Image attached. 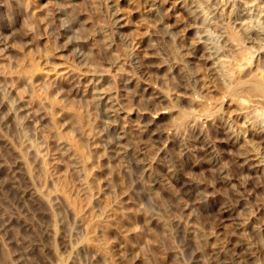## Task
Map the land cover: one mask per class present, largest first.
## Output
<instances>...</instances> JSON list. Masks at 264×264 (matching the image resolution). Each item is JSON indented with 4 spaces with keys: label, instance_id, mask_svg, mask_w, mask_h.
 Segmentation results:
<instances>
[{
    "label": "rangeland",
    "instance_id": "obj_1",
    "mask_svg": "<svg viewBox=\"0 0 264 264\" xmlns=\"http://www.w3.org/2000/svg\"><path fill=\"white\" fill-rule=\"evenodd\" d=\"M230 1L0 0V264H264V0Z\"/></svg>",
    "mask_w": 264,
    "mask_h": 264
},
{
    "label": "bare ground",
    "instance_id": "obj_2",
    "mask_svg": "<svg viewBox=\"0 0 264 264\" xmlns=\"http://www.w3.org/2000/svg\"><path fill=\"white\" fill-rule=\"evenodd\" d=\"M230 1V0H229ZM227 2V1H226ZM231 2V1H230ZM233 2V1H232ZM230 4V3H229ZM233 4V3H232ZM235 5V4H234ZM231 6V5H230ZM229 6V7H230ZM235 7H236V5H235ZM225 8V7H224ZM240 8H241V6H240ZM227 9V8H226ZM229 9V8H228ZM232 9V8H231ZM230 9V10H231ZM238 9V8H237ZM233 10V9H232ZM244 10V9H243ZM231 12V11H230ZM238 13V12H237ZM242 14V13H241ZM256 14V13H255ZM255 14H253L252 16L254 17V15ZM228 15V14H227ZM223 17V16H222ZM256 17V16H255ZM228 18V17H227ZM226 18V19H227ZM231 18V17H230ZM221 19V18H220ZM228 22H229V20H228ZM203 23V22H202ZM231 27H233V26H231ZM231 28H229V30H230ZM255 29V28H254ZM246 30H248V28L246 29ZM253 31V30H252ZM240 33V32H239ZM249 33V32H248ZM252 34H254L253 32H252ZM258 34V33H257ZM231 36L233 37L232 39H234L235 40V45H237V50L239 51V56H244V57H247L248 56V54H249V49H248V47L246 46V45H244L243 44V42L244 41H242V38L236 33V32H232L231 33ZM254 36V35H253ZM256 36V35H255ZM244 38V37H243ZM246 38V37H245ZM233 40V41H234ZM252 52V51H251ZM243 57V58H244ZM249 57V56H248ZM241 58V57H240ZM239 60V59H238ZM233 68V67H232ZM228 70L230 69V68H227ZM231 70V69H230ZM229 70V71H230ZM234 70V69H233ZM252 71V70H251ZM255 73V72H254ZM260 73V72H259ZM248 79V78H247ZM246 86V82H243V81H240L238 84H237V86L235 85V88H234V90H237V89H239V88H241V87H243V86ZM249 85H250V88L252 89H250L251 91H253V90H255V91H257V93H259L260 92V94L261 93H264V77H256V78H254L253 77V79L250 81V83H249ZM249 85H247V86H249ZM244 86V87H245ZM248 89V88H247Z\"/></svg>",
    "mask_w": 264,
    "mask_h": 264
}]
</instances>
